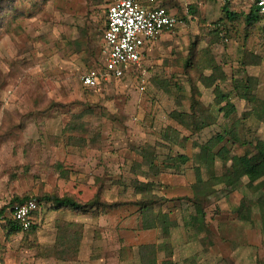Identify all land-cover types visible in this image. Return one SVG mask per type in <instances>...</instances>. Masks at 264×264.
I'll use <instances>...</instances> for the list:
<instances>
[{
  "label": "rangeland",
  "instance_id": "374dc122",
  "mask_svg": "<svg viewBox=\"0 0 264 264\" xmlns=\"http://www.w3.org/2000/svg\"><path fill=\"white\" fill-rule=\"evenodd\" d=\"M161 1L172 3L180 22L169 45L120 81L89 90L80 79L101 66L99 47L109 0H3L0 210L5 216L12 199L28 196L44 204L43 196L69 197L81 205L97 199L96 212L111 211L119 224L139 227L136 215L144 208L173 212L200 203L217 220L212 240L226 253L227 264H264V226L258 215L264 211V187L249 226L237 222L233 211L242 201L255 202L256 191L246 180L231 192L214 180L229 163L217 161L214 174L201 168L203 184L196 182L199 148L220 132L223 119L216 116V123L200 132L170 119L176 111L195 120L207 114L206 103L214 94L200 78L211 73L224 76L217 84L225 95L233 75L253 77L252 90L264 101V20L246 26L236 13L233 20H208L185 0ZM179 30L184 32L177 35ZM142 80L145 89L139 91ZM230 99L238 115V141L223 142L217 150L224 146L228 157L238 158L263 147L264 123L245 116L250 110L246 101L235 94ZM211 106L209 112L215 115L217 107ZM175 131L178 142L166 141L165 135ZM147 155L152 169L143 161ZM181 155L188 159L184 164L177 160ZM138 184L148 188L140 191ZM196 187L210 196L199 199ZM175 215L171 218H181ZM1 222L0 264H41L44 252L33 241L34 230L10 235ZM112 234L111 240L121 245V234Z\"/></svg>",
  "mask_w": 264,
  "mask_h": 264
},
{
  "label": "crops",
  "instance_id": "0c3cea01",
  "mask_svg": "<svg viewBox=\"0 0 264 264\" xmlns=\"http://www.w3.org/2000/svg\"><path fill=\"white\" fill-rule=\"evenodd\" d=\"M137 1L145 9L163 7L168 13L176 16V9L172 3H162L161 0ZM185 1L187 6L195 7L202 17L208 20L220 19L224 16L229 19L233 13L245 18L251 10L248 4L242 0H235L227 5L214 0ZM176 28L179 29V25L173 30ZM173 30L164 31L156 42L147 43L143 48L140 63L130 65L125 70L124 76L129 75L141 64L149 63L162 50V47L165 48L169 45V42L172 41L171 32ZM182 32L184 31L179 30L176 34L179 35ZM103 33L100 50L103 44ZM100 65L95 69H101L102 60ZM121 79L102 82L94 90L101 86L107 87L112 81ZM206 105H212L211 109L215 108L214 97L208 100ZM211 115L213 118H217L216 116L222 118V114L218 113V108L216 114ZM143 161L149 165L147 160ZM149 167L151 166L149 165ZM92 210L90 215L71 209H55L52 203L42 204L38 212L33 214V233L35 234L33 241L38 243V248L43 249L44 252V256L39 258L38 263L227 264L226 253L221 252V249L212 240L214 235L212 225L213 223L217 224V220H212L211 211L207 208L197 210L194 207H185L173 212L142 209L140 214L136 215L139 227L136 225L132 227L128 223L119 224L115 219H111V211L96 212L95 209ZM201 212L203 216L200 215ZM233 212L237 222L251 226L247 222L239 221L236 212ZM173 215H178L181 218L172 219ZM9 217V213L4 216L1 229H5ZM116 232L121 234L119 240H123V243L117 246L111 240V234L113 233L116 237ZM7 233L9 232L7 231ZM231 245V249L237 248V245ZM3 253L4 251H0V260L4 256Z\"/></svg>",
  "mask_w": 264,
  "mask_h": 264
},
{
  "label": "trees",
  "instance_id": "16d2710c",
  "mask_svg": "<svg viewBox=\"0 0 264 264\" xmlns=\"http://www.w3.org/2000/svg\"><path fill=\"white\" fill-rule=\"evenodd\" d=\"M3 0H0V31L3 29V24L1 21V8H2ZM192 11V10H191ZM237 18L236 15L229 16V19L233 20ZM245 24L246 26H255L260 17L256 14V11L251 8L248 14L245 16ZM264 62V59H263ZM189 63H186L185 66H188ZM246 61L241 63V68L244 70L246 66ZM213 70V69H212ZM214 72V71H212ZM241 76L244 74L243 72H238ZM243 73V74H242ZM201 83L205 85V88L210 89L212 88L214 94V106L218 108V113L222 114V119L224 124L220 126V132L211 136L201 147L199 148V155H198V166L196 167V182L197 184H203L200 170L204 168L209 174H214L215 163L220 161L223 166H226L229 163V167L225 168L223 174L220 177H214L216 184H222L225 187L230 189L231 191H236L240 187L243 180H246V186L254 192L256 191V201L251 203L247 200L242 201L239 203L238 207L235 209L237 218L239 221L247 222L249 224H254V209L259 211V206L262 204V195L261 189L264 187V145L262 148H256L254 152L247 153L241 157H228V150L224 146L217 150V147L223 142H228L234 144L238 141L237 137V118L238 115L236 113L235 105L231 101L230 96L235 94L239 100L246 101L250 107V110L245 116H253L256 120L264 123V101H260L256 98L254 91L252 90L255 87L253 81L255 79L253 77H249L245 75L239 79H236L234 75L231 78V90L228 94H224L221 89L218 87L217 82L224 81V76H217L214 73H211L208 77H201ZM257 82V81H256ZM196 102V101H191ZM198 104V103H195ZM209 105H206V115L202 116L201 114L198 116V119L195 120L194 116L188 113H179L178 111L173 112L170 115V119L177 123L179 126L186 130H192V132H200L209 126L216 123L215 118L209 112L210 109ZM243 114V115H244ZM229 119H233L234 122L229 124ZM214 120V121H213ZM165 140L169 143L176 144L179 140V133L176 131L172 134L165 135ZM217 150V151H215ZM144 160H147L150 168H154L153 162L147 156H143ZM177 160L184 164L188 161L185 156H178ZM137 189L140 191H145L147 185H136ZM198 189L196 187L195 194L201 200H205L206 196H210V194H205L203 190ZM35 199L38 203L39 208L41 207L42 203L41 199H36L34 197H23V198H14L12 199L10 206V217L6 221V227L10 235L17 234V233H28L34 230L32 226L28 231L22 232L18 224L13 219V208L17 205H20L26 201ZM43 202L45 203H52L55 209H71L78 212H86L87 209H94L98 204L99 201L97 199L93 200L87 205H81L76 201L72 200L69 197H62L58 198L55 196H43ZM203 204V203H202ZM195 209H204L203 206H200V203H196ZM146 209V208H144ZM262 210V209H261ZM198 213V212H197ZM4 209L0 210V221L4 219ZM200 215L203 216L202 212ZM258 215L261 219V224L264 226V211H259ZM228 262V261H226Z\"/></svg>",
  "mask_w": 264,
  "mask_h": 264
},
{
  "label": "built area",
  "instance_id": "2783aa9c",
  "mask_svg": "<svg viewBox=\"0 0 264 264\" xmlns=\"http://www.w3.org/2000/svg\"><path fill=\"white\" fill-rule=\"evenodd\" d=\"M232 3L235 0H214ZM264 20V0H242ZM179 20L163 7L143 8L137 0H109L105 16L103 44L100 51L102 67L90 70L81 79L83 88L94 89L102 82L121 79L130 65H138L147 43L156 42L164 31H171ZM220 37H223L220 34ZM142 80L139 91H144ZM35 199L13 208V219L22 232L33 226V214L39 210Z\"/></svg>",
  "mask_w": 264,
  "mask_h": 264
}]
</instances>
